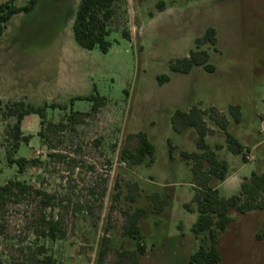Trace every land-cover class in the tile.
<instances>
[{
	"label": "rangeland",
	"instance_id": "rangeland-1",
	"mask_svg": "<svg viewBox=\"0 0 264 264\" xmlns=\"http://www.w3.org/2000/svg\"><path fill=\"white\" fill-rule=\"evenodd\" d=\"M7 1L21 7L28 0L0 3ZM79 2L41 0L33 12L12 17L0 42V141L11 121L4 113L9 103L66 106L47 110L48 120L58 123L71 109L90 111L93 102L74 98L99 94L106 99L61 144L52 137L56 150L38 136L40 117L26 116L22 129L32 138L17 156L41 163L23 174L9 167L0 144V184L26 181L57 200L55 211L46 210L42 196L32 191L6 204L0 214V261L30 264L26 256L42 245L61 264H95L107 237L104 264H129L122 253L136 245L123 235L124 213L141 207L145 252L139 264H188L200 241L191 231L197 213L190 165L182 152L200 150L196 130L177 133L171 117L193 106L215 108L229 131L250 149L246 162L226 148L218 152L231 166L227 182L217 184L221 196L238 195L244 178L264 172V0H123L110 22L107 39L112 47L107 54L75 41ZM209 28L216 30V43L197 45ZM191 51H207L214 71L197 66L187 74L172 71L171 64ZM235 105L241 107L240 123L230 114L229 107ZM205 119L207 142L212 147L224 144L220 126L210 116ZM140 131L155 144L156 161L129 166L121 152L136 146L129 135ZM49 153L66 158L50 159ZM131 190L135 198H129ZM158 200L165 202L161 212L155 209ZM188 203L193 211L185 207ZM50 211L63 220L61 237L37 241L35 232L44 231L43 216ZM230 215L233 220L220 235L221 264H264V239H257L264 210H231Z\"/></svg>",
	"mask_w": 264,
	"mask_h": 264
},
{
	"label": "trees",
	"instance_id": "trees-1",
	"mask_svg": "<svg viewBox=\"0 0 264 264\" xmlns=\"http://www.w3.org/2000/svg\"><path fill=\"white\" fill-rule=\"evenodd\" d=\"M41 0H28L21 7L15 6L11 1L0 3V42L6 31L7 24L13 16L21 13H31L35 10L37 4ZM123 0H80L73 20L74 39L84 49H98L103 54H107L112 43L107 39L111 32L110 22L117 14L116 6L118 2ZM125 38L130 39L127 31H123ZM203 42L216 43V30L209 28L202 38L196 40L197 45ZM209 53L207 51H191L188 57L178 59L171 64V70L174 72L189 73L194 67H204L208 72L214 71V66L208 64ZM162 79L161 76L158 77ZM166 78V77H165ZM125 93L129 95L126 90ZM88 100L93 105L88 112L74 111L65 115L58 123L48 120L47 110L60 108L67 110L66 106L45 103L42 106H35L27 103L25 100L15 101L7 104L5 115L10 119V123L4 126L5 137L0 141L2 145L6 162L9 167L16 166L18 173L23 174L28 167H35L41 163L40 159H27L17 156L22 145H28L32 138L23 132L22 123L26 116L37 114L40 117V130L38 136L50 150H56L57 145L53 144L52 137L58 140V144L63 142L68 133L75 132L78 127L85 122L87 117L96 114L103 106L106 99L99 94L74 98L75 100ZM2 102L0 100V106ZM230 114L236 123H240L242 118L241 107L239 105L229 107ZM210 116L216 121L225 134V143L212 147L206 140L208 135V126L205 119ZM171 123L173 130L177 133H183L188 129H195L197 133L196 145L200 150L198 152H182V156L186 163L190 165L192 174V186L194 195L192 203L196 205L197 218L191 227L194 236L199 239L198 249L189 257L188 264H221L222 254L220 251V235L228 229L232 222L231 210L240 213H248L255 210H264V172H253L249 178H244L240 185L238 195L224 197L220 195L218 183H223L229 174L230 163L225 159H221L218 152L226 148L231 154L241 156L246 162L247 153L250 149L244 145L232 132L228 129L227 120L220 116L217 109L204 110L198 106H193L189 111L176 110L172 117ZM135 139L136 146L133 149L123 148L121 152L122 162L129 166L147 165L150 166L156 161V146L150 140L148 134L144 131L129 135ZM4 140V142H3ZM169 157L173 159V147L171 140H168ZM50 159L66 158L61 153H49ZM134 188H137L135 186ZM34 191L37 195L42 196L41 206L57 208V200L42 189H36L33 185L26 181L16 179L9 180L5 185L0 184V214H3L6 204L21 197L31 195ZM129 198H135L131 190ZM165 207V202L158 200L156 203V211L161 212ZM185 207L189 211H193L191 204ZM51 213V214H50ZM49 215H44L45 229L37 230L36 240L45 236L52 241H56L61 237V229L63 220L56 213L50 211ZM127 221L123 225V235L134 241L136 248L132 251H124L122 258L127 257L129 264H139V256L144 254L145 245L142 236L141 219L145 214L143 208H137L135 212H125ZM46 230V231H45ZM257 239H264V224L257 233ZM110 240L103 237L100 251L95 264H104L109 249ZM30 264H61L55 257L48 253L42 245H36L34 250L28 257ZM0 264H4L0 261ZM27 264V263H23Z\"/></svg>",
	"mask_w": 264,
	"mask_h": 264
},
{
	"label": "built area",
	"instance_id": "built-area-1",
	"mask_svg": "<svg viewBox=\"0 0 264 264\" xmlns=\"http://www.w3.org/2000/svg\"><path fill=\"white\" fill-rule=\"evenodd\" d=\"M250 160L251 159V157L250 156H247V160ZM95 262V259L93 260V263Z\"/></svg>",
	"mask_w": 264,
	"mask_h": 264
},
{
	"label": "crops",
	"instance_id": "crops-1",
	"mask_svg": "<svg viewBox=\"0 0 264 264\" xmlns=\"http://www.w3.org/2000/svg\"><path fill=\"white\" fill-rule=\"evenodd\" d=\"M227 182V179L224 181V183H226Z\"/></svg>",
	"mask_w": 264,
	"mask_h": 264
}]
</instances>
